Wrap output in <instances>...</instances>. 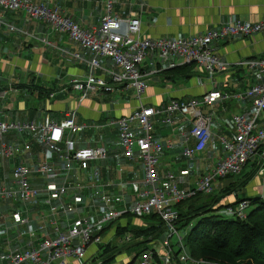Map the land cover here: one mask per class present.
Listing matches in <instances>:
<instances>
[{"label":"built area","instance_id":"obj_1","mask_svg":"<svg viewBox=\"0 0 264 264\" xmlns=\"http://www.w3.org/2000/svg\"><path fill=\"white\" fill-rule=\"evenodd\" d=\"M103 2L105 12L100 26L87 30L60 7H52L51 0H0V31L35 39L25 27L16 26L6 17L24 12L31 20L48 23L54 33L78 44L80 51H70L40 39L67 60L85 66L86 78H75L70 83L83 98L92 92L133 90L141 102L149 78L193 65L199 69L201 85L203 78L213 86L218 74L237 71L256 72V81L241 92L231 91V83L224 89L214 86L191 100L173 99L164 109L141 102L133 113L112 121L124 156L115 183L105 180L101 172L102 164L110 160L108 147L80 146L78 137L89 126L77 122L75 111L60 122L49 116L41 124L0 119V161L21 159L0 179V264H81L92 245L112 241L110 234L103 237V233L119 227L113 228V224L128 216L143 219L153 215L167 230L161 248L157 249L156 240H152V247L139 252L128 264H218L191 254L179 234L177 206L200 194H215L216 182L240 174L258 155L259 174L264 178V151L259 154L264 147V54L235 63L218 56L221 43L264 33V19L252 22L230 18L197 35L151 38L142 32L143 6L141 12L122 17L116 13L118 0ZM54 96L50 94V98ZM234 101L249 103L247 111L230 113ZM216 109L226 113L221 124L231 133L221 136L217 131ZM176 116L192 124L184 139H193L195 144L181 153L186 160L183 171L162 175L159 168L166 145L154 132V119L174 127L179 123ZM25 134L38 136L44 157L37 155L34 159L31 145L10 140L12 135ZM217 139L221 157L211 170L198 174L200 155ZM135 161L137 171L143 173L137 181L124 176L127 167L135 168ZM250 207L249 200H242L236 206L225 207L224 213L245 220ZM173 237L179 240L177 251L171 242ZM137 240L127 232L123 242Z\"/></svg>","mask_w":264,"mask_h":264},{"label":"crops","instance_id":"obj_2","mask_svg":"<svg viewBox=\"0 0 264 264\" xmlns=\"http://www.w3.org/2000/svg\"><path fill=\"white\" fill-rule=\"evenodd\" d=\"M58 7L71 16L76 22L87 30H92L100 26L103 17L105 4L103 0H54ZM116 13L122 17H128L132 12H141L142 32L146 37H174L191 36L203 33L210 27L219 25L221 21L230 18H238L243 21L259 22L264 19V0H118ZM16 26L25 27L33 38H26L20 35H7L5 31H0V119L7 121H32L41 124L47 116L54 121L60 122L66 119L70 113H77V122L85 123L89 128L79 135L80 146L97 147L106 145L110 150V160L102 164L101 172L105 180L117 182V168L124 159L123 152L119 147L118 130L112 125V121L133 113L142 103L146 106L164 109L171 100L187 101L199 97L214 86L224 89L225 85L231 83L233 92H241L247 85L256 81V72H225L216 76L214 85L207 78H203V84L198 82L197 66L194 70V78L189 77V84L186 82L174 81V76L182 75L187 71H171L164 76L152 77L148 79V90L144 99L140 102L134 96V92H122L117 90L113 93L92 92L83 98V95L76 92L70 86L73 79H85L87 70L79 62L67 60L55 47L45 45L40 39H47L59 48L70 51H80L78 44L72 43L66 35L54 33L51 26L43 21L31 20L24 12L8 14L6 16ZM264 54V33L251 37H244L237 40L221 43L218 47V56L228 63H235L242 58L260 57ZM148 62L145 63V65ZM192 67V66H191ZM148 66L146 67V70ZM164 77L167 83L165 87L150 86L152 82L162 83ZM184 79V78H183ZM185 80V79H184ZM159 83V84H161ZM164 84V83H162ZM70 92V93H69ZM55 96L50 98V94ZM69 93V95H68ZM4 95V96H3ZM31 99H45L44 107L32 108L28 106ZM241 105V110L238 106ZM249 103L244 101H234L230 105V113H240L247 111ZM233 110L234 112H232ZM216 123L217 131L221 136L226 134L225 127L221 124L227 117L226 113L218 112ZM179 123L174 127L167 126L166 129L154 130L157 137L166 145L162 155L160 173L166 174L168 171L180 173L183 171L186 160L181 159V153L187 147L194 146L195 142L190 139L188 142L184 135L189 131L191 123L183 116H176ZM160 119H154L156 121ZM219 129V130H218ZM104 131H110L109 135H101ZM92 132L94 137H99L94 141L85 133ZM84 134V135H83ZM38 136L25 134L22 137L12 135L10 140L13 143L23 145L27 143L32 146L34 159L37 155L42 157L45 153L40 146ZM115 141L118 143L115 145ZM219 142V139L216 140ZM216 143V142H215ZM214 143V144H215ZM172 145V148L170 147ZM213 146L205 153L201 154L199 160L202 163L209 160L214 153ZM264 147L259 152L261 154ZM217 152H221L220 146ZM25 154V153H23ZM207 154L211 155L207 158ZM217 158V160L221 157ZM113 162H117L112 166ZM184 160V161H183ZM215 160L212 164H214ZM259 155L256 162L259 164ZM21 162V159L11 161H0V174L5 176V172L12 169ZM32 164V162H28ZM184 165H181V164ZM260 168V166H259ZM136 171L135 177L129 179H139L137 167L131 169ZM256 179V190L243 198H253L264 194L263 177ZM142 178V177H141ZM220 186V185H219ZM218 191V190H217ZM216 191V192H217ZM239 196V195H238ZM240 198V197H238ZM237 200V199H236ZM233 199V204L236 202ZM11 213H14L13 208ZM111 235V233H109ZM108 234V235H109ZM112 236V235H111ZM141 242L137 240L133 244ZM132 244V246H134ZM99 246L92 245L88 253L95 254L99 251ZM137 255V254H136ZM131 258H125L126 264Z\"/></svg>","mask_w":264,"mask_h":264},{"label":"trees","instance_id":"obj_3","mask_svg":"<svg viewBox=\"0 0 264 264\" xmlns=\"http://www.w3.org/2000/svg\"><path fill=\"white\" fill-rule=\"evenodd\" d=\"M193 67L194 65L192 67H179L175 71H187ZM231 178L233 176L227 179ZM211 196L200 194L177 206L179 209V206L187 203L188 214L185 215L181 211L178 220V224L181 223L182 227L184 225L183 221H185V228L191 225L193 217L203 215L202 213H195L196 208L205 212L211 210L210 213L201 216L197 224L187 234L186 238L189 244L194 247L193 256L218 264H264V198L260 196L247 199L238 198L235 203L230 204L229 206H236L242 200H249L251 206H254L245 220H238L223 218L219 213L222 206L219 205L216 197L206 202L209 199L208 197ZM150 217L159 219L154 215ZM160 223L163 222L160 221ZM179 229L181 230V228ZM115 230L118 231L117 235L119 236L127 233V227L125 226L117 227ZM164 231V224L159 227L152 226L149 230H139L136 233L137 238L145 236V239L134 246H144L152 240H157L164 235ZM106 248L104 249L105 254L108 253L110 247Z\"/></svg>","mask_w":264,"mask_h":264},{"label":"rangeland","instance_id":"obj_4","mask_svg":"<svg viewBox=\"0 0 264 264\" xmlns=\"http://www.w3.org/2000/svg\"><path fill=\"white\" fill-rule=\"evenodd\" d=\"M50 5L52 7H58V5L55 3L54 0H51V4ZM104 12H105V10H104ZM232 19H238V18H232ZM190 69H192V68H190ZM194 70L192 69V71H189V72H187L185 74H182V75H179V76L178 75L174 76V81L186 82L187 84H189L190 80L188 78L189 77L194 78ZM161 79H162V83H164V84H162L161 82H159L161 84L156 83V82H152L150 84V86L153 85L155 87L156 86L161 87V85H162L163 87H165L167 85V83H166L167 80H165L164 77H161ZM127 92L132 93L134 91L133 90H129ZM69 93H68V95H69ZM44 105H46L45 104V99H41V100L31 99L29 101V103H28V106L32 107V108H34V107L35 108H40V107H44ZM231 111L234 112L233 110H231ZM154 125H155L156 130H160V129H163V128L166 129L167 128V126L164 124V122L159 121V120L156 121V124H154ZM229 133H231V130L229 128H227L226 129V134H229ZM106 134L109 135L110 131H104V132H102L101 135H106ZM85 136L91 137V139L94 140V141H97L99 139L98 136L94 137L92 132L85 133ZM95 139H97V140H95ZM117 143L118 142L115 141L114 144L116 145ZM218 144H219V142L216 141V143L213 144L212 151L209 152V154L214 153V156H212L209 160H207V161H205L203 163H202V160L198 162V165H199L198 171H197L198 174H203V173L207 172L208 170H211L212 163L215 160H217V158L221 154V152H217L218 149H219V146H220ZM209 154H207V158L211 156ZM113 159H114V157L112 156L111 157V161ZM181 159H183V158L181 157ZM115 163H117V162H113L112 161V166L113 167H114ZM134 164L137 167L136 161L134 162ZM181 165H184V164L182 163ZM190 166L191 165L189 163H187V167H190ZM194 167H196V165L192 166V168H194ZM124 171H125L124 172V174H125L124 176L127 175L128 178L133 177V176L135 177V175L133 173V170H131L129 167H127ZM259 171H260V168H259L258 162H256V159L252 160L244 168V170L240 174L237 173V174L232 175L233 178H231V179H224V180H221L219 182H216L214 187H215L216 191L217 190L218 191L215 194H213L211 197H208L209 199L206 202H209L211 199L213 200L214 197H216L218 199L219 205L222 206V208H221L219 213L225 219L231 218V217H228L224 213V210H225L224 207H226V206H224V204L232 203L230 201H232L233 199L236 200V199H238V197L243 198V196H248V194H252V192L256 190V184L255 183H256L257 177H259V175H258ZM1 176H2V174H0V177ZM124 176H123V178H124ZM137 177L138 178L140 177L139 179H141V177L143 178L142 171H140V173L138 174ZM262 179H264V178H262ZM261 182H262V185H263L264 181L262 180ZM219 205H218V207H219ZM228 205H230V204H228ZM188 206H189V204H188ZM218 207H216V208H218ZM253 208H254V206H251L246 212L247 213L251 212L253 210ZM177 209H178V207H177ZM196 210L197 211L195 213L198 212L199 214L202 213L203 215L204 214H208V213L211 212V210H208V211L206 210L207 212L200 211L197 208H196ZM178 211H179V213L182 211L183 213H185V215H187L188 214V212H187V203H185L184 205L179 206ZM203 215H198V216L193 217L194 219H193L191 225L189 227H187V228H185V226H184L185 225V221H183V223H184L183 227H182L181 223L178 224V228H181V231L179 232L180 237L182 239H184V243L187 244L191 254H192V252H194V247H193L192 244L191 245L189 244V242H188L186 237H187V234H188L189 230L194 225L197 224V222L200 220L201 216H203ZM125 219L126 220H119L118 222L113 224L112 227L116 228L117 226H119V227H124L125 226V227H127V232L132 234L136 238H137V234H136L137 231L145 230V229L149 230V229L152 228V226H158L159 227V226H162V224H164V223H160L161 220L159 221V219L151 218V217H145L143 219H136L133 216H128ZM164 228H165V225H164ZM109 232L103 233V237L108 235ZM117 232L118 231H116V230L112 231L111 232L112 241H109V242L105 243L104 245H100L98 247V248H100L99 251L97 253H95L94 255L93 254H89L90 253L89 252L86 255L85 259L83 260V262L81 264H126V260H124L126 257L127 258L128 257L129 258H133L132 259V261H133L135 259V257H136V254H139V252L143 251L144 249L152 247V243L153 242H151V241L148 242V244H144V246H133L132 247L131 245L134 242L129 243V244L123 242V239L125 237V233L123 235L119 236V235H117ZM166 232H167V230L165 229L164 235L160 239H157L155 241L157 249L161 248V242L165 239ZM139 239H140V241H144L145 236L144 237H140ZM186 241H187V243H186ZM171 242H172L174 250L177 251V247H178L177 244L179 242L178 238L173 237L171 239ZM108 246L110 247V249L108 250V253L105 254L104 253V249L106 247H108ZM73 264H75V263H73Z\"/></svg>","mask_w":264,"mask_h":264}]
</instances>
